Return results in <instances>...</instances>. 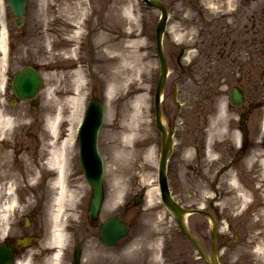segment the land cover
Masks as SVG:
<instances>
[{
	"label": "rangeland",
	"instance_id": "rangeland-1",
	"mask_svg": "<svg viewBox=\"0 0 264 264\" xmlns=\"http://www.w3.org/2000/svg\"><path fill=\"white\" fill-rule=\"evenodd\" d=\"M64 1L28 0L26 41L30 44L29 49L31 44L36 50L39 49L44 60L46 58L41 34L51 27L45 17V7L53 6L49 11L57 12L60 17V20L52 22L56 29L53 39L57 44L64 39V31L70 30L68 23L62 20L66 16L62 11ZM161 1L166 5L169 14L167 33L163 38L169 74L161 107L174 128V142L177 148L183 147L182 150L192 147L194 151L191 156L184 153L183 164L177 161V156L173 157L171 167L169 166L170 190L174 199L183 207L201 208L215 216L218 221V235L223 237L218 239L221 264H264V251L258 253L256 250L258 246L264 248V0H249L248 3L234 0L235 11L230 9V3L226 7L224 2L216 0H204V7L200 5L199 0ZM227 1L230 2L225 0L226 3ZM66 2L76 4L74 0ZM126 2L133 4V11L137 13L140 21L120 20L118 16L117 34L119 37L124 24L139 22L138 26L133 28L135 32L132 37L137 38L141 28L146 34L147 44L142 47L139 44L136 49L140 55L139 68L141 69L143 64H146L147 68L138 74L131 73L129 65L122 68L120 79L123 82L118 91L108 99L103 92L107 93L108 82L112 80V69L109 62L105 64L102 59L99 61L92 35L96 23H99V29H110L114 21L108 17L106 19L105 14L113 3H118L116 6L120 7V4ZM100 3L98 0H87L85 12L77 14V17L81 18L83 28L80 34L82 37H78V44L75 42L74 47L82 55L86 84L85 100L75 126L74 147L71 149L70 165L75 179L73 185H84L82 198L86 204L89 188L80 174L76 131L89 99L97 97L105 102V118L99 132L98 145L104 163L103 184L107 194L100 216L117 214V206L129 203L134 193L141 190L150 192L151 202L144 199L138 207H131L128 223L132 231L126 240L139 236L145 239L140 247L147 246L146 249L154 248L155 240H163L166 244L163 249L166 255L163 256L164 264H205L197 250L180 233L174 216L161 204L156 189L160 138L155 127L153 110V94L159 76L154 27L159 14L148 9L140 0H107ZM102 5L105 10L96 11ZM201 12L203 18L200 16ZM221 14L226 17L225 20ZM227 27L233 28V35L224 36L222 30ZM237 32L242 34L237 36ZM56 46L53 53L57 56ZM181 48L188 51L178 62L176 58ZM55 55L52 56L53 59L57 58ZM57 66L60 71L62 64L58 63ZM58 79L47 81L46 86L55 85L56 90L63 88L67 77L60 75L59 81ZM174 85L178 91L177 100L181 104L179 114H175L177 105L172 99ZM234 86L243 91L245 101L241 105L230 104L229 91ZM136 97L141 98L138 107L139 123L143 132L145 129L144 138H147L140 150L149 149L151 155L148 159H145L142 153L135 156L136 164L127 174L128 183L124 198L114 204V207L107 201L111 190L108 170L115 167L113 145L118 144V139L113 138L115 133L130 121L134 108L132 101ZM219 100L226 105V109L227 105L231 107L218 120L216 131L210 132L207 131L208 121L213 118ZM67 111L68 109L65 114ZM241 113L245 116L243 125L239 123ZM65 125L66 121L61 126L62 130ZM206 133L210 136V154L200 158L195 152V146L203 142ZM239 134L248 138L242 151H239L238 146ZM218 142L221 144L218 145ZM76 207L75 215L73 213L66 219V230H69L71 236L75 234V240L87 235L82 231L84 226L82 229L77 226L79 221H84L86 207L84 203H79ZM186 225L203 254L207 255L211 247L207 219L199 215L188 216ZM71 227L77 232L73 233ZM93 233L95 235L96 231ZM92 243L90 242L91 245ZM121 248L119 244L118 254L122 252ZM100 257L96 261L97 264H100V261L102 264H114L112 254L107 253ZM65 258L68 259V251ZM66 259L63 264H68ZM134 263L137 264L136 261L131 264Z\"/></svg>",
	"mask_w": 264,
	"mask_h": 264
},
{
	"label": "bare ground",
	"instance_id": "bare-ground-1",
	"mask_svg": "<svg viewBox=\"0 0 264 264\" xmlns=\"http://www.w3.org/2000/svg\"><path fill=\"white\" fill-rule=\"evenodd\" d=\"M66 1L67 0L63 2L64 6L62 5V11L66 15L62 20L68 23L67 25L70 26V30L68 32L64 31V39L58 41L56 44L53 39L55 34L54 31H56L53 27V23L60 17L57 12L49 11L53 6L45 7L47 11L45 17L49 20L48 23H50L49 25L51 27L50 30L45 29L41 34V41L46 60L42 59L50 69V72L46 75L47 80H55V78L60 79V75H64V77H67V81L63 88L56 90L55 85L51 87L48 86L43 92L47 103L44 111L46 114L43 115L45 130L40 134L39 146L32 152L29 150L19 153V160L23 163V169L21 172L18 170L12 173L10 177L11 183L6 184V190L3 192V196L7 198V202L4 203L5 206H3V213L6 220L8 217L5 213L11 214V211L15 212L18 210L16 208L19 201L14 195L15 192L13 187L19 185L21 181L26 184L25 190L27 193L25 196V203L28 205L43 203L49 225L48 243L49 247L54 249V253L52 254L53 263L49 264H60L64 245L66 240H68V232L65 228L66 219L76 212V206L82 199L84 192V185L82 187L78 185V183L75 186L73 185L75 179L70 163L71 149L74 147L73 139L75 126L84 104V86L86 84V69L84 65H82V55H80L78 49L74 47V43L78 42V37H82L80 34L83 28L80 23L81 18H78L77 14H83L85 12L87 9V0H74L76 1L74 5ZM59 4L61 5V2H59ZM122 4H120V7H117L114 3L111 10L107 12L106 17L114 21V23L112 22L110 25L109 30L102 28L94 30L93 32L96 54L100 57L99 61L102 59L105 64L109 62V66L112 69L110 72L112 80L108 82L106 93L108 99L109 97L111 98L114 92L118 91L123 82V80L120 79L122 68L129 65V68H131L129 70L131 73L133 72V74H138L141 70L146 71L147 68L146 64H143L141 69L139 68L140 55L136 49L139 44L141 47L147 44L148 39L146 34L143 33L141 28V30L138 29L140 35H138L137 38L132 37L133 32H135L133 28L138 26L139 22L131 23V25L124 24L122 32L118 37V16L120 20L125 19L129 20V22H133V20L140 21L137 13L133 11V4L127 2ZM60 9L61 6L59 10ZM55 46L58 47L57 56L53 53ZM53 55L61 59V61L58 62L62 64L60 69L61 72L58 66V72L52 71L55 69L57 63L56 58L53 59ZM50 57H52V59ZM143 58L146 60L145 57ZM68 60L70 64L67 65ZM105 67L104 65L103 68ZM59 79L57 81H59ZM140 101V97L133 99L132 104L134 108L130 121L127 125L120 128L113 138V140L118 139V144L114 143V150L112 148L114 151L113 160L116 163H114L115 167L108 170V176L111 177V190L110 197L107 201L108 204L114 207V204L120 202L124 198L128 183L127 174L131 172L136 164L135 156L138 153H142L145 159H148L151 155V150L149 149H145L144 151L140 150V147L143 146V142L147 139L144 138L145 129L143 132L139 123L140 116L138 107ZM218 104L217 115L212 121V127L209 129L210 132L216 131L215 125L226 113L224 103L219 100ZM66 109H68L67 115L65 114ZM14 116L16 117L14 118ZM65 116L67 117L66 120L64 119ZM23 118V116L17 115V112H15L10 114L7 119H2L1 121L6 126H10L15 122L17 124L23 123ZM65 121L66 125L62 130L61 126ZM167 121L168 117L166 113L162 112L161 123L167 126ZM222 124L225 128L224 123ZM44 131H47L49 137ZM190 153H192V149L188 148L186 154ZM72 176L73 178L71 179L70 177ZM39 187L44 189V195L37 193ZM1 193L2 190L0 189V196ZM146 201H152L150 192L146 193ZM137 242V240H132L119 254L116 250L110 251L113 256V263L122 264L124 262L134 261L140 254ZM256 250L258 253H262L264 248L258 246ZM97 251L101 254L104 249L96 246L93 250H89L88 254L91 256V260L89 261L95 259ZM204 256V259L207 261L208 255ZM94 261H96V259ZM17 264L27 263L20 261Z\"/></svg>",
	"mask_w": 264,
	"mask_h": 264
},
{
	"label": "flooded vegetation",
	"instance_id": "flooded-vegetation-1",
	"mask_svg": "<svg viewBox=\"0 0 264 264\" xmlns=\"http://www.w3.org/2000/svg\"><path fill=\"white\" fill-rule=\"evenodd\" d=\"M0 1V189L2 190L0 196V243L11 245L15 251L12 264H17L20 261L27 264H49L54 249L50 248L48 243L49 225L43 203L26 204V184L21 181L19 185L13 187L14 195L19 201L16 208L18 210L11 211V214L5 213L8 217L6 220L3 206H5L4 203L7 202V198L3 196V192L6 190V184L11 183L12 173L18 170L21 172L23 169V163L19 160V153L36 150L40 143V134L45 130L43 124V115L46 114L43 111V91L45 88L38 91L35 99L21 100L15 93L13 83L18 76H21L22 72L26 73V71L41 76L43 82L50 70L43 65L41 54L37 50L27 49L25 43L27 17L24 16L21 24L16 26L15 17L10 8L3 0ZM222 32L224 36H231L234 30L227 27ZM241 34L237 32V36ZM15 112H17V115L24 117V122L21 124L15 122L10 126H6L1 120L7 119L10 114ZM44 132L49 137L47 131ZM246 140L247 137L245 142ZM173 153L174 156H178L181 151L178 150ZM37 193L44 195V189L39 187ZM118 216L124 217L121 214ZM87 222L93 227L99 225V222L89 220ZM125 224L131 232V226L127 224V221ZM90 239L88 238L85 241L88 246ZM18 240L25 243V245H18ZM78 244L81 243H74L73 246ZM104 248L106 249V247ZM114 248L118 249V245ZM164 255V252L161 251L157 263L151 257L145 256L139 264H164ZM72 257L73 251L69 263ZM61 261H65L64 256Z\"/></svg>",
	"mask_w": 264,
	"mask_h": 264
},
{
	"label": "water",
	"instance_id": "water-1",
	"mask_svg": "<svg viewBox=\"0 0 264 264\" xmlns=\"http://www.w3.org/2000/svg\"><path fill=\"white\" fill-rule=\"evenodd\" d=\"M27 0H6L9 6L12 9V12L15 16L20 17L25 12V4ZM148 6L158 8L162 12V18L157 25L156 34H157V53L160 60L161 65V75L156 87L155 97H154V108H155V117L156 124L158 129L161 132L162 138V157L159 162V172H158V184L159 190L161 193V200L163 204L169 208L177 217L178 225L183 233L197 248L196 243L190 236V234L185 230L184 225L182 223V215L186 212L189 213H198L208 217L212 222V228L210 231L211 237V253L210 260L212 264H219L216 258V221L215 219L209 215L208 213L201 210H186L181 206L177 205L171 198L167 182L165 176V150L168 147V143L170 142V138L166 135L164 127L160 122V107H159V97L160 92L162 90V86L165 80L166 75V61L162 52V48L160 45V33L163 30L166 13L163 6L157 3L154 0H143ZM22 84H29L28 81H25ZM40 83L37 82L36 86H39ZM24 89V88H23ZM23 94L28 93L27 90L22 91ZM231 97L233 103H240L241 96L237 93L236 89L231 91ZM103 117V108L102 105L96 101L91 100L82 122V125L79 129V142H80V162L82 166V170L85 178L90 183L93 193L89 203V211L88 216L91 219H95L97 213L100 209L101 201H102V162L99 157L97 151V134L98 130L102 124ZM100 241L105 244L114 245L116 241L125 236L126 229L123 224L120 223L119 219H109L101 228H100ZM13 252L9 246H1L0 245V264H9L12 260Z\"/></svg>",
	"mask_w": 264,
	"mask_h": 264
}]
</instances>
